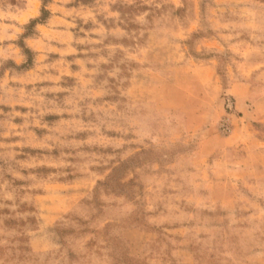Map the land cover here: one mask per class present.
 <instances>
[{"label": "rangeland", "instance_id": "rangeland-1", "mask_svg": "<svg viewBox=\"0 0 264 264\" xmlns=\"http://www.w3.org/2000/svg\"><path fill=\"white\" fill-rule=\"evenodd\" d=\"M0 264H264V0H0Z\"/></svg>", "mask_w": 264, "mask_h": 264}, {"label": "trees", "instance_id": "trees-1", "mask_svg": "<svg viewBox=\"0 0 264 264\" xmlns=\"http://www.w3.org/2000/svg\"><path fill=\"white\" fill-rule=\"evenodd\" d=\"M46 15H47V12H46V11H43V9H42V11H41V16H40L39 18H37V19L31 20V21L29 22V24L26 26V31L28 32V31L31 30L33 27H35L37 24H41V23H43V22H44V19H45V17H46ZM27 37H28L27 33L24 34V35H22V39H25V38H27ZM20 47L24 50V53H25L26 55H29V54H30V53H29V50H28L26 47H24L23 45H21Z\"/></svg>", "mask_w": 264, "mask_h": 264}]
</instances>
